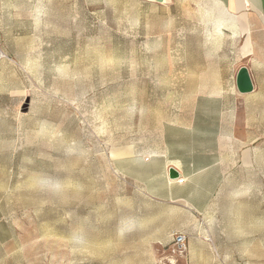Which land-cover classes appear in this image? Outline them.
Here are the masks:
<instances>
[{"label": "rangeland", "instance_id": "374dc122", "mask_svg": "<svg viewBox=\"0 0 264 264\" xmlns=\"http://www.w3.org/2000/svg\"><path fill=\"white\" fill-rule=\"evenodd\" d=\"M157 6L0 0V264H264V150L234 154L217 216L195 214L202 232H165L163 205L116 174L118 146L176 138L233 91L213 88L231 43L192 23L196 9Z\"/></svg>", "mask_w": 264, "mask_h": 264}, {"label": "crops", "instance_id": "0c3cea01", "mask_svg": "<svg viewBox=\"0 0 264 264\" xmlns=\"http://www.w3.org/2000/svg\"><path fill=\"white\" fill-rule=\"evenodd\" d=\"M157 5L168 15L177 8L196 9L198 14L192 23L212 26L215 35L231 43L237 52L216 54L218 58L226 57V62L223 67L217 66L213 88L224 89L220 82L227 79L233 84V91L227 96L218 93L204 99L217 108L207 113L197 110L191 116L190 125L184 121L174 124L181 133L176 138L164 135L163 144L156 142L147 147L118 146L115 171L121 182L132 186L133 193L163 205L169 219L165 232H202L204 228L198 225L195 214L205 225L221 209L223 186L235 177L234 154L264 150L261 144L264 138V0H165ZM250 63L256 66L255 73L262 76L255 77ZM243 66L248 68L254 86L247 94H241L236 84ZM199 100L204 103L196 99L195 104ZM241 102L258 107H251V112L240 120ZM241 130H245L242 135ZM239 135L242 139L238 141L246 144L237 141ZM170 169L176 170L184 182L170 179ZM204 240L206 250L214 249L218 253L220 246L214 236L207 235Z\"/></svg>", "mask_w": 264, "mask_h": 264}, {"label": "water", "instance_id": "95a60500", "mask_svg": "<svg viewBox=\"0 0 264 264\" xmlns=\"http://www.w3.org/2000/svg\"><path fill=\"white\" fill-rule=\"evenodd\" d=\"M148 1H153L157 3L165 2V0H148ZM236 84H237V89L241 94H247L253 91L254 89L253 81L247 67L243 66L240 68L237 74ZM169 177L172 180H178L180 175L176 170L170 169Z\"/></svg>", "mask_w": 264, "mask_h": 264}, {"label": "built area", "instance_id": "2783aa9c", "mask_svg": "<svg viewBox=\"0 0 264 264\" xmlns=\"http://www.w3.org/2000/svg\"><path fill=\"white\" fill-rule=\"evenodd\" d=\"M179 183H183L184 180L178 179ZM174 243L179 252L184 253L187 250V236L184 234H178L174 236Z\"/></svg>", "mask_w": 264, "mask_h": 264}]
</instances>
